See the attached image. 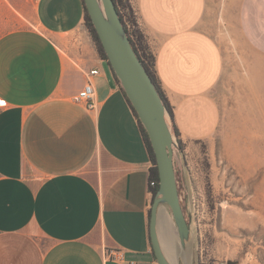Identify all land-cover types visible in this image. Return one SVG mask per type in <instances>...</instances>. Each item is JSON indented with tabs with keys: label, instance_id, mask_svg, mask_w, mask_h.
<instances>
[{
	"label": "crops",
	"instance_id": "1",
	"mask_svg": "<svg viewBox=\"0 0 264 264\" xmlns=\"http://www.w3.org/2000/svg\"><path fill=\"white\" fill-rule=\"evenodd\" d=\"M184 144L220 134L234 54L264 53V0H130ZM0 36V264H158L153 164L83 0H14ZM246 60V61H247ZM92 79L97 108L74 102ZM161 215V212H160ZM120 250L123 260L108 259Z\"/></svg>",
	"mask_w": 264,
	"mask_h": 264
},
{
	"label": "rangeland",
	"instance_id": "2",
	"mask_svg": "<svg viewBox=\"0 0 264 264\" xmlns=\"http://www.w3.org/2000/svg\"><path fill=\"white\" fill-rule=\"evenodd\" d=\"M11 1L0 0V36L29 27ZM232 55L237 67L227 70L219 93L220 134L193 157L174 151L191 234L183 253L173 223L167 228L160 218L161 241L173 263L264 264V53L247 61Z\"/></svg>",
	"mask_w": 264,
	"mask_h": 264
},
{
	"label": "water",
	"instance_id": "3",
	"mask_svg": "<svg viewBox=\"0 0 264 264\" xmlns=\"http://www.w3.org/2000/svg\"><path fill=\"white\" fill-rule=\"evenodd\" d=\"M84 2L108 63L137 112L155 154L159 190L151 207L150 236L157 263L178 264L168 257L159 233L160 212L166 206L172 214L179 248L183 253L186 252L190 242L191 223L186 218L179 194L174 151L180 150L172 133L168 113L154 82L132 47L114 1Z\"/></svg>",
	"mask_w": 264,
	"mask_h": 264
},
{
	"label": "trees",
	"instance_id": "4",
	"mask_svg": "<svg viewBox=\"0 0 264 264\" xmlns=\"http://www.w3.org/2000/svg\"><path fill=\"white\" fill-rule=\"evenodd\" d=\"M115 3V7L116 10L120 16V19L124 25V28L126 30V33L130 39V42L132 44L133 49L135 50V52L137 53L138 57L140 58L141 62L143 63V65L145 66L147 72L149 73L152 81L154 82L157 91L159 92V95L164 103V106L166 108V111L168 113V119L169 122L171 124V128H172V133L173 135L176 137L178 145H179V150L184 151V144L182 143L181 139H180V132L175 124L174 121V113H173V109L167 99V97L165 96L160 83L158 81L155 69H154V56L150 51L149 45L147 43L146 40V36L144 35L143 31L141 30L138 21H137V16L135 14V11L133 10L130 0H113ZM84 2V0H83ZM85 4V2H84ZM85 22H86V26L89 29V32L98 48L99 54L100 56L108 61L103 47L101 45V42L99 40L98 34L93 26V23L91 21V18L87 12L86 6H85ZM114 73V72H113ZM115 79L117 81V83L120 85V82L118 80V78L116 77V75L114 74ZM120 89L122 91V93L124 94L127 102L129 103V105L131 106V109L133 110L134 115L136 116L137 120H138V124L140 126L141 132L143 134L145 143L147 145V149L149 151L150 154V158L152 161V168L150 169V180H156L158 182V185L156 188H154L153 191V201L155 199V197L157 196L158 190H159V172H158V167H157V162H156V158H155V154L153 151V148L151 146L148 134L144 128V126L142 125L140 119L138 118L137 112L135 111V109L133 108L130 100L128 99V97L126 96L125 91L123 90V88L120 85ZM154 254V252H153ZM155 256V255H154Z\"/></svg>",
	"mask_w": 264,
	"mask_h": 264
},
{
	"label": "built area",
	"instance_id": "5",
	"mask_svg": "<svg viewBox=\"0 0 264 264\" xmlns=\"http://www.w3.org/2000/svg\"><path fill=\"white\" fill-rule=\"evenodd\" d=\"M100 71L98 69H91L86 73L87 82L83 86V88L74 96V102L78 104H83L88 110H95L97 108V104L95 101V88L93 85L92 79L99 75ZM1 106V105H0ZM158 182L156 180H150L149 189L153 194V189L156 188ZM106 256L108 259L121 261L123 260V255L120 250H107Z\"/></svg>",
	"mask_w": 264,
	"mask_h": 264
},
{
	"label": "bare ground",
	"instance_id": "6",
	"mask_svg": "<svg viewBox=\"0 0 264 264\" xmlns=\"http://www.w3.org/2000/svg\"><path fill=\"white\" fill-rule=\"evenodd\" d=\"M160 218L162 219V222L164 225L168 228L170 225H172L171 218L169 214L166 211H162ZM190 263V262H189Z\"/></svg>",
	"mask_w": 264,
	"mask_h": 264
}]
</instances>
